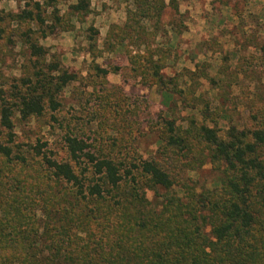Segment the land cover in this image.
I'll return each mask as SVG.
<instances>
[{
	"label": "trees",
	"instance_id": "1",
	"mask_svg": "<svg viewBox=\"0 0 264 264\" xmlns=\"http://www.w3.org/2000/svg\"><path fill=\"white\" fill-rule=\"evenodd\" d=\"M126 2L131 7L126 8L125 21L112 27L108 40L113 43L106 44L111 51L125 53L127 74L146 88L155 87L160 105L167 109L156 129V156H117L90 147L79 136H64L67 158L41 155L48 169L44 175L36 171L28 176L32 181L15 178L20 186L0 181L5 194L0 201V264H264V90L242 89L238 96L247 100V120L241 128L219 129L222 115L215 116L207 101L194 96L195 82L203 79L214 85L213 77L204 70L162 73L170 51L153 44L165 1ZM69 9L80 17L89 14L87 0H77ZM41 11L33 1L18 13L0 12V41L5 40L4 24L19 28L22 21L34 18L43 24ZM52 21L63 26L58 12ZM32 34L29 29L18 33L32 73L14 79L9 94L0 89V130L7 138L4 143L0 136V158L10 172L16 164L8 146L13 118H39L49 112L58 122L53 115L62 107L58 99L76 79L59 63L45 62L47 50ZM126 40L140 49L127 51ZM176 96L189 111L182 123L170 107L176 106ZM15 158L26 167L24 157ZM207 164L219 174L213 188L199 189L184 180L185 173ZM146 191L153 192L155 203Z\"/></svg>",
	"mask_w": 264,
	"mask_h": 264
},
{
	"label": "rangeland",
	"instance_id": "2",
	"mask_svg": "<svg viewBox=\"0 0 264 264\" xmlns=\"http://www.w3.org/2000/svg\"><path fill=\"white\" fill-rule=\"evenodd\" d=\"M33 1H38L42 7L43 24L36 18L22 21L19 28L4 24L5 40L0 41V89L9 94V87L17 83L14 79L32 73V69L27 68L24 38L18 37L19 32L28 29L33 33L32 39L47 50L45 62L59 63L76 79L65 87L58 99L62 107L53 114L58 122L50 119L49 112L39 118H13L14 135L8 146L16 164L12 165L10 172L7 163L0 158V181L10 180L19 185L15 178L32 181L28 176H35L36 171L39 176L44 175L48 169L41 162V155L66 159L62 141L66 135L79 136L90 147H101L117 156L130 152L143 159L154 158L156 129L167 109L160 105L155 87L146 88L139 78L127 74L129 64L125 53L111 51L106 44L113 43L112 39L108 40L113 33L108 32L113 31L114 25L124 23L126 8L131 4L126 0H87L89 14L80 17L69 9L77 0H0V12L18 13ZM164 1L167 6L160 18L158 38L153 44V47L160 44L170 51L162 73L172 76L182 69L197 70V73L204 70L216 84L198 80L194 96L207 101L210 111L217 113L215 116L222 115L219 129L224 130L230 125L241 128L249 112L243 104L247 100L238 96L239 92L255 87L264 90V0ZM57 12L63 16L62 27L54 26L56 24L52 21ZM42 31L47 35L45 38L40 37ZM9 37L11 42L7 41ZM125 44L131 53L140 49L130 40ZM97 67L107 74L101 75ZM231 79L235 81V87L230 86ZM178 99L176 96V106L171 104L170 107L173 117L182 123L189 111L183 109L185 102L180 104ZM0 136L5 143L6 133L1 131ZM38 151L40 155L36 154ZM14 156L24 157L26 167ZM183 177L199 189H208L214 187L219 174L207 164ZM4 195L0 191V201ZM146 197L155 203L153 192L146 191Z\"/></svg>",
	"mask_w": 264,
	"mask_h": 264
}]
</instances>
